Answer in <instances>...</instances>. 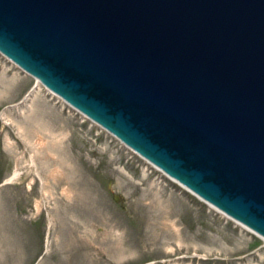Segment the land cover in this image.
<instances>
[{
    "label": "water",
    "instance_id": "95a60500",
    "mask_svg": "<svg viewBox=\"0 0 264 264\" xmlns=\"http://www.w3.org/2000/svg\"><path fill=\"white\" fill-rule=\"evenodd\" d=\"M0 54L264 239V0H0Z\"/></svg>",
    "mask_w": 264,
    "mask_h": 264
},
{
    "label": "rangeland",
    "instance_id": "374dc122",
    "mask_svg": "<svg viewBox=\"0 0 264 264\" xmlns=\"http://www.w3.org/2000/svg\"><path fill=\"white\" fill-rule=\"evenodd\" d=\"M36 82L0 54V264H264L262 237Z\"/></svg>",
    "mask_w": 264,
    "mask_h": 264
},
{
    "label": "bare ground",
    "instance_id": "6f19581e",
    "mask_svg": "<svg viewBox=\"0 0 264 264\" xmlns=\"http://www.w3.org/2000/svg\"><path fill=\"white\" fill-rule=\"evenodd\" d=\"M38 82V81H37ZM36 82V83H37ZM37 85V84H36ZM34 90V89H33ZM81 114V113H80ZM144 160V159H143ZM19 175V172L16 170L12 177ZM18 177V176H17ZM10 180V179H9ZM225 215V214H224ZM229 218V217H228ZM235 222V221H234ZM241 225V224H240ZM243 226V225H242ZM245 228V227H244ZM250 231V230H249ZM260 237V236H259ZM263 239V238H262Z\"/></svg>",
    "mask_w": 264,
    "mask_h": 264
}]
</instances>
